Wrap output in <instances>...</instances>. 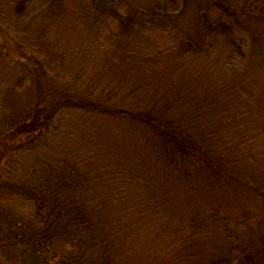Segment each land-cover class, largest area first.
<instances>
[{
    "label": "trees",
    "instance_id": "1",
    "mask_svg": "<svg viewBox=\"0 0 264 264\" xmlns=\"http://www.w3.org/2000/svg\"><path fill=\"white\" fill-rule=\"evenodd\" d=\"M34 1L0 0V27L11 22L24 53L44 60L53 76L84 91L55 92L47 108H26L30 112L17 124L21 137L16 143L25 140L29 145L33 135H44L48 123L59 117L57 178L49 179L46 188L59 191L55 210L61 220H68L62 221L65 231L74 228L71 238L92 236L119 264H135L136 257L140 264H264V235L258 236L262 211L256 208L240 214L241 239L228 253L216 255L186 243L227 215L216 196L200 200L203 187L190 186L188 177L201 174L203 185L214 190L226 171L235 173L247 159L254 164L255 134L248 136L245 118L257 108L263 90L241 34L256 35L257 44L264 39V0H157L150 9L126 12L117 0H39L45 6L24 19ZM97 51L137 64L121 72L123 80L102 83L95 75L83 86L88 74L84 62ZM10 57L0 40V65ZM146 68L161 75L151 78L147 89L138 85L129 90L136 108L107 104L115 96L111 87L126 90L124 79ZM141 93L148 97L140 98ZM108 132L133 138L140 149L133 148L124 162L108 146L113 138ZM136 156L145 160L143 165H137ZM160 161L159 168L169 170L163 173L168 178L170 164L185 172L188 202L179 210L186 208L188 215L178 222L161 214L170 189L158 185L160 180L147 169ZM230 177L232 183L244 185ZM145 187H152L151 195ZM175 202L179 204L177 198ZM41 209L47 208L36 211ZM172 209L177 210L175 205ZM147 230L160 232V247L152 244L151 249L144 240L140 247L131 242ZM26 238L48 249L46 233L30 231ZM53 263L62 264L59 256Z\"/></svg>",
    "mask_w": 264,
    "mask_h": 264
},
{
    "label": "rangeland",
    "instance_id": "2",
    "mask_svg": "<svg viewBox=\"0 0 264 264\" xmlns=\"http://www.w3.org/2000/svg\"><path fill=\"white\" fill-rule=\"evenodd\" d=\"M156 1L117 0V3L121 11L126 12L150 9L149 6H152ZM42 5L45 6V3L39 0L31 2L28 5L27 13L22 17L26 19L29 15L37 14L42 9ZM5 11L6 7L3 8L4 13ZM5 15L7 14L5 13ZM13 19L14 17H12ZM21 22L23 21L21 20ZM9 25L0 27V40L3 41L7 49V55L11 56L10 59L4 60L0 65V264H59L53 263L54 258L58 256L62 264H119V262L113 261L111 256L110 258L107 256V248L92 236L81 237L79 238L80 241L77 238H71L69 231L74 228L68 226L69 231H65L66 225L62 223L64 220L58 217V212L55 210L56 204H58L56 198L59 191L50 187L46 188V182L49 179L57 178L55 173L57 164H59L58 149L62 142L57 134L61 130V126L57 123L59 117L48 123V127L44 128L46 131L44 135H33L29 145L25 140L16 143L21 137L18 129H16L17 124L26 120L30 112L26 108L31 106L33 108H47L46 104L55 92L70 94L75 90L77 93H82L84 90L80 85L72 89L68 80H60L48 71L44 60L30 52L24 53L18 43L17 29L12 27L11 22ZM255 36L251 33L241 34L242 44L246 51L255 57H253L252 68L255 73L259 74L258 80L260 88L263 90L257 100V108L255 110L250 109L249 116L246 115L245 118L246 132L250 129L248 136L255 134V141L251 142V147L257 146V151L253 152L254 164L250 165L247 159L240 164L235 173L226 171V174H223L225 177H221V182L214 186V190L211 186L203 185L201 174L193 178L188 177L187 180L190 182V186L192 184L194 186L196 183L203 187V195L200 200L203 199L204 202H208L209 197L216 196L218 204L226 208L225 214L227 215L222 223L218 221L212 228L203 229L192 236L189 242L186 241V243L191 242L202 249L212 250L216 255L226 254L236 247L238 240L241 239V230L237 226L238 218L241 213H245L249 209L256 208L262 211V224L259 226L258 236L264 235V39L257 44ZM59 37L62 38L61 35L57 36V38ZM95 55L91 56L88 62H84L88 74L82 84L83 86L90 83L95 75L99 76L96 78H100L102 83L106 79H109L112 84L116 79L123 80L122 75H120L121 72L124 74L132 62L137 64V61L122 60L121 62V60L113 59L109 55L104 57L101 51H97ZM160 75V71L147 68L133 73L128 79H124L127 84L126 90L121 92L115 86L111 87L115 96L107 104L136 108L137 105L130 98L133 95L128 93L129 90L138 85L147 89L151 78L153 80ZM140 95V98L148 97L147 93ZM36 99L37 104L34 105ZM111 134L108 132V135L117 141L113 143L112 139H109L110 144L108 146L116 150L124 162L127 155L134 154L133 148L140 146L133 138H122L121 132ZM120 138L121 140H119ZM248 148H250L249 143ZM143 152L140 153L143 154ZM129 159V164L132 165L135 159L138 166L145 162L137 156L135 159L131 157ZM155 164L147 166L148 171L156 178L157 182L160 180L158 183L156 182L158 185L170 189L169 199L161 204L160 212L165 214L167 219L170 218L178 222L179 219L188 215L185 212L186 208L183 211L179 210V207H187L186 203L188 202L185 199L188 193L184 181L185 172L175 169L170 164L172 169L170 178H168L163 173L169 170L159 168L161 161ZM230 176L237 179L238 183H244V185L240 187L232 183ZM208 179L206 178V181ZM151 188L145 187L147 195L152 194ZM175 198L179 200V204L175 202ZM33 202L38 207L34 206ZM172 205L176 206V212L172 209ZM35 208L47 209H41L39 210L41 212H38ZM162 216L165 218L164 215ZM158 217L160 218L159 214ZM67 222L68 220L64 221L65 224ZM116 230L119 231L118 227ZM30 231L46 233L47 250L27 242L28 238L26 237ZM159 234L160 232L156 235V232L147 230L141 239L136 238L134 240L133 237L131 242H135L140 247L144 240L147 244L150 243L151 249L152 244L160 247L161 242L157 237ZM63 237H66L64 238L65 241H63ZM115 238L120 241L122 239L121 234L117 233ZM134 251V254H138V247ZM51 252H55V256ZM162 260L163 256L161 255L160 261ZM135 264H140L137 257Z\"/></svg>",
    "mask_w": 264,
    "mask_h": 264
}]
</instances>
